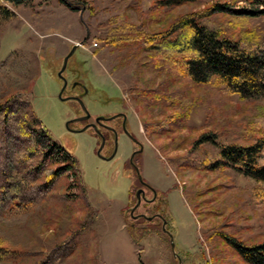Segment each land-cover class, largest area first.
Segmentation results:
<instances>
[{"label":"rangeland","instance_id":"rangeland-1","mask_svg":"<svg viewBox=\"0 0 264 264\" xmlns=\"http://www.w3.org/2000/svg\"><path fill=\"white\" fill-rule=\"evenodd\" d=\"M65 1L71 8L60 0L0 3L6 10L0 9V191L16 190L14 204L0 195V242L16 252L7 264H179L178 258L180 264H247L225 237L248 246L264 243V192L256 193L251 180L220 163V151L221 145L264 137V101L175 77L156 66L160 59L150 58L139 42L104 47L98 41L108 30L128 38L143 24L144 30L160 31L206 6L177 7L160 24L150 22L157 0ZM202 24L245 48L264 43V17L214 16ZM80 44L63 74L67 82L86 87L82 101L92 118L127 116V131L144 149L134 163L157 200L134 217L140 185L130 164L135 147L129 136L119 131L117 155L107 161L97 154L101 140L94 131L73 134L66 127L83 112L79 103L59 99L58 73ZM80 92L68 89L64 95ZM29 105L46 133L31 135L41 147L56 142L66 149L84 189L74 185L70 172L52 180L50 160L32 156L33 141L20 129ZM73 126L83 128L80 122ZM210 135L218 145L198 143ZM115 140L106 141L103 157L112 155ZM153 213L167 221L175 253L161 219L149 224L140 242L129 234L131 219Z\"/></svg>","mask_w":264,"mask_h":264},{"label":"trees","instance_id":"trees-1","mask_svg":"<svg viewBox=\"0 0 264 264\" xmlns=\"http://www.w3.org/2000/svg\"><path fill=\"white\" fill-rule=\"evenodd\" d=\"M6 1H9L11 5L19 6L23 5L25 0H0V3ZM60 1L71 8L65 0ZM192 4H204L206 7L197 13L177 16L160 31L144 30L143 24L138 27L140 31L133 32L128 38L123 36L118 38L108 30L98 37V41L104 47H119V44L124 41L137 44L139 42L144 48L142 51L147 52L150 58L160 59L156 66H162L167 72L171 71L175 77L188 79L195 85L215 83L220 87L224 86L231 94L238 95L242 99L264 101V43L255 49L245 48L226 33L209 29L202 24L203 20L214 16L262 18L264 17V0H157L149 11L150 22L162 24L161 22L171 15L169 13L175 8ZM239 4H244L243 8L235 9ZM245 7H250L252 10L245 9ZM0 9L3 13L6 12L1 5ZM2 112L3 108L0 107V114ZM27 116L24 121L25 125H22L20 129L23 135L33 141L32 156L35 157L40 153L43 162L50 160L51 169L48 174H51L52 180L61 176L63 172H70L75 181L74 185L79 189H84L81 171L78 170L77 163L66 149L56 142L49 143L46 148L41 147L38 140L31 135V132L41 137L46 134L42 131L44 127L32 105H29ZM177 123L176 119L171 121L170 125ZM206 142L219 144L216 141V135L204 136L198 141L199 144ZM26 158L31 157L26 156ZM220 158V163L251 180L256 193L264 192V137L249 142L247 145L237 143L221 145ZM217 164L219 162L212 164L211 168H215ZM0 195L11 199V204L16 201L13 199L16 196L14 189L10 192L0 191ZM150 206L143 204L140 209ZM131 221L129 234L135 242H140L143 240L142 236L145 231L152 229L149 224L153 223L142 219L136 221L131 219ZM137 231L142 235L140 236L138 232L139 235L136 236ZM162 235L168 238L163 232ZM225 239L247 264H264V243L248 246L229 236ZM15 257L16 252L0 242V264H7Z\"/></svg>","mask_w":264,"mask_h":264},{"label":"water","instance_id":"water-1","mask_svg":"<svg viewBox=\"0 0 264 264\" xmlns=\"http://www.w3.org/2000/svg\"><path fill=\"white\" fill-rule=\"evenodd\" d=\"M84 10H85V7L83 8V11H84ZM82 14H83V12H81V17H82ZM80 45H81V44H80ZM80 45H75V46L71 49L70 53L64 58L62 69H61L60 72L58 73V77H59V78L61 79V81L63 82V87H62V89H61V91H60V93H59V95H58L59 99H60L61 101H63V102H67V101H76V102H78V103L80 104L81 108H82L83 113H85V116H84V117H79V118H76V119L70 120V121H68V122L66 123V127H67V129H68L70 132H73V133H81V132H84V131H86L87 129H89L90 126H86V127H85L84 129H82L81 131H75V130H72V129L70 128V124H74V123H78V122H85V121H87V120H89V119L91 118L90 113L87 111V109H86V107H85L83 101H82L80 98H76V97H63V94H64V92L66 91V88H67V85H68V82H67V80H66V78L64 77L63 74H64V72L67 70L69 60L73 57V55L75 54L77 48H78ZM117 117H118V116H114V117H111V118H108V119L105 118V117H100V118L97 119V122L101 124L103 121H112V120H114V119L117 118ZM123 117H124L123 127H125L126 116L123 115ZM93 128L98 132V129H97L96 126H93ZM127 133H128V132H127ZM128 135H129V133H128ZM129 136H131V135H129ZM101 139H102V141H101V145H100V147H99V149H98V151H97V154H98V156H99L101 159H104V160H107V161H112V160L116 157V155H117V151H118L117 135H116V140H115V149H114L112 155H111L110 157H108V158H105V157L102 156V150H103V148H104V146H105L106 140H105V138H104L103 136H101ZM134 141H135L137 144H139L136 140H134ZM142 152H143V148L141 147L139 153H142ZM133 156H134V155H133ZM133 156H132L131 159H130V163H131V165L135 168V171H136V174H137L138 181L140 182V184L145 185V186H148V184L143 180L139 168L134 164V162H133ZM152 190H153L154 195H155V197H156V191H155L154 189H152ZM142 197L145 198V193H144V190H143V189L137 191V193H136L137 204H136V205L134 206V208L131 210V216H133L134 212L140 207ZM138 217H140V216H138ZM138 217H136V218H138ZM142 217H144V218H146V219H148V220H152V218H147V217H145V216H142ZM160 218L163 220V230L166 232V224H167V221H166L163 217H160ZM169 236H170V240H171V247H172L173 253H175V244H174L173 238H172L171 235H169ZM175 256H177V255L175 254ZM177 257H178V256H177ZM178 260H179V264H180L181 261H180L179 258H178Z\"/></svg>","mask_w":264,"mask_h":264},{"label":"flooded vegetation","instance_id":"flooded-vegetation-1","mask_svg":"<svg viewBox=\"0 0 264 264\" xmlns=\"http://www.w3.org/2000/svg\"><path fill=\"white\" fill-rule=\"evenodd\" d=\"M74 84V85H73ZM75 88H80L81 89V92L79 93V94H77V95H69V96H67V95H64L65 94V92H64V94H63V97H76V98H80L81 100H82V98H83V96L85 95V94H87V90H86V87L81 83V82H79V81H74L73 83H71V85H69V83H68V85H67V88H66V90H68V89H75ZM74 102H76V101H74ZM77 104H78V102H76ZM78 105H80V104H78ZM83 112V111H82ZM122 115V113H116V114H112V115H109V116H107V117H105V118H111L112 116H115V115ZM118 116L117 118H115L114 120H112V121H103L101 124L100 123H98L97 122V117L96 118H92V116H91V118L89 119V120H87V121H85V122H80L81 124H82V126H83V128L82 129H84L86 126H90L89 127V129L88 130H92V131H94L95 133H96V135L99 137V139L102 141V139H101V136H103L104 138H105V140L107 141L111 136H116V135H118L119 134V131H124L127 135H128V131H127V129H126V125H127V123H128V118H127V116H126V123H125V127H123V122H124V117L123 116ZM85 116V113H82L81 115H79L77 118H79V117H84ZM100 118V117H99ZM92 119H94V123H92L91 122V120ZM116 122V123H115ZM112 123H113V125H112ZM115 123V124H114ZM74 124H71L70 125V127H71V129H73V130H75V131H81L82 129L81 128H76V127H74L73 126ZM93 126H96L97 127V129H98V132L93 128ZM128 132V133H127ZM71 133V132H70ZM73 134H76V133H73ZM129 135H131V134H129ZM128 135V136H129ZM129 138L132 140V142H133V144H134V147H135V149L133 150V153H132V155H131V157L133 156V162H135V159L137 160V158L138 157H140L141 155H142V153H139V151H140V149H141V145H140V143L135 139L136 137L134 136V135H131V136H129ZM134 140H136L139 144H137ZM143 148V147H142ZM143 151H144V149H143ZM130 157V158H131ZM108 158V157H107ZM129 158V159H130ZM131 164V163H130ZM135 164V163H134ZM131 168L135 171V168L131 165ZM135 174H136V171H135ZM137 176V175H136ZM139 188L137 189V191H139V190H141V189H143L144 190V193H145V195H146V193H152L153 194V196L151 197V198H148L147 196H146V200L144 201H142V203L143 204H148V205H152V204H154L155 202H156V200H157V198L155 197V195H154V192H153V190H152V188L150 187V186H145V185H142V184H140V182H139ZM137 191H136V193H137ZM157 196V195H156ZM138 216H143V215H138ZM146 216V215H145ZM158 216H161V215H159V214H157V215H155V216H153L154 217V220L153 221H155V219H160ZM147 217H149V216H147ZM140 219H142V220H145V219H143V218H140ZM139 220V219H138ZM153 221H151V222H153Z\"/></svg>","mask_w":264,"mask_h":264},{"label":"bare ground","instance_id":"bare-ground-1","mask_svg":"<svg viewBox=\"0 0 264 264\" xmlns=\"http://www.w3.org/2000/svg\"><path fill=\"white\" fill-rule=\"evenodd\" d=\"M74 124H75V123H74ZM70 125H71V124H70ZM87 130H88V129H87ZM87 130H86V131H87ZM86 131H84V132H86ZM148 186H149V185H148ZM156 195H157V192H156ZM143 200H144V201L146 200V196H145V198L142 197L141 204H142V201H143ZM140 207H141V205H140ZM140 207H139V208H140ZM139 208H138V209H139ZM138 209H137V210H138ZM137 210H136V211H137ZM136 211H135V212H136ZM135 212H134V214H135ZM134 214H133V217H134ZM143 216H145V215H143ZM145 217H147V216H145ZM158 217L160 218V217H162V216H158ZM140 218H143V219H145V220H147V221H149V222H151V221L154 220V217H147V218H152V220H148V219H146V218H144V217H142V216H140V217H138V218L135 217V219H137V220L140 219ZM160 219H161V218H160ZM161 220H162V219H161ZM162 221H163V220H162ZM163 231H164V230H163ZM164 233H166L168 236L170 235V234L167 232V227H166V232L164 231ZM169 237H170V236H169Z\"/></svg>","mask_w":264,"mask_h":264}]
</instances>
